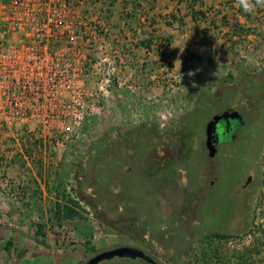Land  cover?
<instances>
[{
	"label": "rangeland",
	"instance_id": "1",
	"mask_svg": "<svg viewBox=\"0 0 264 264\" xmlns=\"http://www.w3.org/2000/svg\"><path fill=\"white\" fill-rule=\"evenodd\" d=\"M233 2L207 6L198 14V24L183 19L178 5L172 6L165 21L159 16L154 29V82L148 90L141 83L138 88L128 83L118 87L110 69L95 74L92 66L99 59L89 56L91 98L102 106L95 83L106 79L107 103H115L120 112L111 131L101 132L104 128L97 124L110 110L100 108L98 118H90V132L99 148L96 160L86 154L64 161V149L39 131L27 130V124L0 125V132L9 133L6 141L11 152L15 149L16 164H23L18 146L24 156L32 157L38 143V165L43 158L50 163L52 196L63 203L44 216L28 206L24 196L0 194V206L5 207L0 209V222L7 215L5 224L28 225L26 234L38 232L40 242L52 241L38 247L42 255L38 264H84L98 253L125 246L141 249L160 264H264V140L259 183L244 210L235 209L233 195L222 186L234 176L226 169L228 161L220 166L223 173L217 186L200 195L197 185L206 162L204 129L211 115L250 98L257 105L245 116L252 118L250 124L264 107V6L247 13ZM112 56L109 67L115 63ZM109 155L124 175L120 171L110 175L105 164ZM4 159L0 148V163ZM102 162L98 186L97 166ZM204 179L209 182V177ZM71 200L77 206L67 215ZM30 253L26 249L28 257L10 262V253L0 246V264H30ZM103 264L143 263L115 257Z\"/></svg>",
	"mask_w": 264,
	"mask_h": 264
},
{
	"label": "built area",
	"instance_id": "2",
	"mask_svg": "<svg viewBox=\"0 0 264 264\" xmlns=\"http://www.w3.org/2000/svg\"><path fill=\"white\" fill-rule=\"evenodd\" d=\"M87 1L0 0V125L35 126L68 161L86 155L94 140L89 52L101 39L82 12ZM95 84L105 99L109 81Z\"/></svg>",
	"mask_w": 264,
	"mask_h": 264
},
{
	"label": "crops",
	"instance_id": "3",
	"mask_svg": "<svg viewBox=\"0 0 264 264\" xmlns=\"http://www.w3.org/2000/svg\"><path fill=\"white\" fill-rule=\"evenodd\" d=\"M226 1L228 0H88L83 6L82 12L96 26L101 39V44L92 48L89 56L99 59L96 63L101 66L104 72H106V69L115 72V83L118 87L128 83L129 86L136 85L138 88L141 83V85L145 84L148 90V86L154 82V29L155 21L161 20L159 16H162V20L165 21V16L169 17L172 6L178 5L183 19L198 24V21H200L198 16L204 13L207 6L218 7L224 5ZM233 3L238 4L237 0H234ZM195 8H198V10L194 11ZM192 15H196L195 18H192ZM111 55H113L111 58L115 63L109 67L112 63L109 58ZM110 98L112 102L111 95ZM102 101L101 106L100 103L98 105L95 103V99L90 98L89 107L95 119L98 118L95 115L98 112L100 113L101 109L104 112L110 110L108 117L102 113L97 123L101 128H104L101 129V132H106L115 127L120 112L115 107V103L108 104L106 98ZM109 106H111V109ZM27 125V130L33 132L35 130L38 134V128ZM39 132L44 137L47 136L45 133ZM8 134L0 132V148L2 155L5 156V159L0 163V172H2L0 173L2 176L0 179V194L7 196L10 193L11 196H24L26 202L28 201V206L33 207L37 213L41 211L45 216L50 208L53 206L54 208L59 207L63 204L61 198L57 199L52 196L55 184L51 183L52 177L47 174L50 163H47L43 158L38 165V154H35L38 152L37 143L34 146L32 157L24 156L22 147L18 146V148L15 145L17 152L21 154V162L23 163L22 165L16 164V161L12 159L15 149L11 152V146L6 141V135ZM47 137L49 138V136ZM65 154L62 156L63 160L68 161L66 160L68 155ZM60 160L61 157L59 156L58 162ZM53 165L57 167L58 163ZM69 207L75 209L73 206ZM1 208L5 207L0 206ZM11 208L13 207L9 208V212ZM14 211L18 212L20 209L15 208ZM1 213L6 214L7 211H1ZM17 215V213H13V216ZM6 216L3 215L4 220ZM4 220L0 222V246L5 247L6 251L10 253V257L7 256L8 260L16 262L15 257H17L16 259L28 257L26 256L27 249L31 252L29 255L30 264L40 263L42 255L38 251V247L45 244L51 245L52 241L40 242L41 238L38 232L36 234H26L28 225H16L7 222L5 224ZM9 247H11L10 250Z\"/></svg>",
	"mask_w": 264,
	"mask_h": 264
},
{
	"label": "flooded vegetation",
	"instance_id": "4",
	"mask_svg": "<svg viewBox=\"0 0 264 264\" xmlns=\"http://www.w3.org/2000/svg\"><path fill=\"white\" fill-rule=\"evenodd\" d=\"M241 103L239 107L227 106L217 110L205 123L206 127V124L215 114L229 108L236 110L241 117L239 120L228 119L217 124L215 130L217 142L214 151H210L206 148L204 129L203 152L206 153V155L204 154L206 162L204 168H201L204 170L200 175L201 182L197 184L200 195L204 193V189L207 190L217 186L223 173V168L220 166L223 161H228L229 167H226V169L232 170L231 174H234V176L226 181L225 184L222 183V186L224 192H229V195H233L232 197L236 206L235 209L237 210H244L247 207L251 195L258 186L261 175L259 155L264 140V107L259 110L260 118L254 121L252 120L253 123L249 124V119L245 116L251 111L249 110L251 109L250 106H253L255 102L250 98H243ZM255 106H257L256 103ZM250 120L249 122H251ZM250 125H252V128H250L248 134L244 133V129ZM128 170H130V168ZM121 175H124L122 170ZM205 177H209V182H205ZM145 255L150 256L148 254Z\"/></svg>",
	"mask_w": 264,
	"mask_h": 264
},
{
	"label": "water",
	"instance_id": "5",
	"mask_svg": "<svg viewBox=\"0 0 264 264\" xmlns=\"http://www.w3.org/2000/svg\"><path fill=\"white\" fill-rule=\"evenodd\" d=\"M228 119H241L239 114L234 109H226L222 112L215 114L205 127V145L210 151L216 148L217 138H215L216 126L219 122ZM216 140V141H215ZM137 260L143 264H160L152 257L147 256L141 249L134 247H116L107 251H103L89 258L84 264H103L105 261L113 258Z\"/></svg>",
	"mask_w": 264,
	"mask_h": 264
},
{
	"label": "trees",
	"instance_id": "6",
	"mask_svg": "<svg viewBox=\"0 0 264 264\" xmlns=\"http://www.w3.org/2000/svg\"><path fill=\"white\" fill-rule=\"evenodd\" d=\"M197 14H200L199 12ZM196 15H192V18H195ZM179 131L182 130V126H179V127H176ZM98 150L99 148L95 146V142L93 140L92 144H91V147L89 148L87 154H88V158H90L91 160H96L98 158ZM118 161L115 159L114 156H110L109 155V158L105 160V164H107L108 168H109V173L110 175L113 174V173H116V172H121V169L118 167ZM103 162L102 163H99L98 166H97V176H98V179H97V184L99 186V184L101 183L102 179H103V168H104V165L102 166ZM112 177V176H111ZM110 177V178H111ZM96 186V187H98ZM71 204H73L74 207L77 206V203L76 202H73L71 200ZM67 210V215H72L73 213H75V210L70 208V207H67L65 208Z\"/></svg>",
	"mask_w": 264,
	"mask_h": 264
},
{
	"label": "clouds",
	"instance_id": "7",
	"mask_svg": "<svg viewBox=\"0 0 264 264\" xmlns=\"http://www.w3.org/2000/svg\"><path fill=\"white\" fill-rule=\"evenodd\" d=\"M239 6L242 7L243 11L247 13L253 12L257 6H264V0H237ZM176 65L179 64L181 66V62L177 60ZM195 73H189V75H194ZM193 87H196L195 83Z\"/></svg>",
	"mask_w": 264,
	"mask_h": 264
}]
</instances>
